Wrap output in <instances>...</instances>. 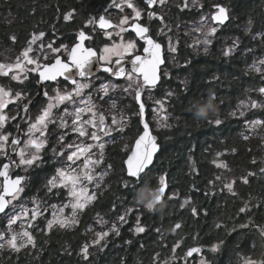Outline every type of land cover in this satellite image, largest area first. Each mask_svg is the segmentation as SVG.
Returning <instances> with one entry per match:
<instances>
[{
    "label": "trees",
    "instance_id": "obj_1",
    "mask_svg": "<svg viewBox=\"0 0 264 264\" xmlns=\"http://www.w3.org/2000/svg\"><path fill=\"white\" fill-rule=\"evenodd\" d=\"M54 2L0 0V50L24 43L29 32H71L78 27L80 17L77 21L64 22L61 12L74 8L85 16L99 5L89 0ZM229 3L236 25L244 23L243 29H247V20L251 19V32L264 28V0H229ZM234 31L237 32L229 30L226 33L239 35L243 44L237 52L227 57L220 52L218 41L205 55H196L182 45L178 54L180 65L172 68L171 75L156 88L155 92L160 98L169 91L174 93L168 96L172 119L168 128L157 132L153 129L158 136L160 149L150 167L151 171L143 178L146 183H142L135 191L126 190L123 187L126 179L123 165L118 162L114 164L117 173L112 175L110 186L102 194L99 205L101 211L108 214H114L126 204L133 206L134 199L144 193L145 187L151 190L156 188L161 175H166L168 183L166 196L173 191L178 194L177 198L164 199L153 210L142 205L140 221L146 231L135 236L131 231L134 222L129 223L119 236L110 239L107 248L94 259L96 264H153L155 253H160V259L163 260L170 256L172 246L178 241L183 250L193 244L194 237L204 243L225 241L223 261L219 264H237L240 254L257 253L259 240L255 234L231 230L234 225L250 221L249 218L254 223L264 224V172H260L258 167L255 170L259 175L250 176L247 183L237 180L233 188L235 195L225 189L223 183L227 182L232 166L237 174L242 173L240 169L250 167L260 148L259 139L252 134L248 133L247 139L241 138V119L230 113L239 98L249 93L251 88L263 84L260 75L249 68L253 57L262 53L263 49L259 48V40L251 34L238 29ZM13 35L17 37L16 42L9 39ZM213 93L215 113H209L206 117L196 116L195 112L208 104ZM216 118L223 123L216 125ZM140 129L138 119L134 117V137ZM217 157L225 160L223 163L227 168L215 165ZM216 177L221 179L217 180ZM117 180L119 182L116 184L114 181ZM210 181H215V184H210ZM187 197H191V203L180 208ZM246 202L249 206L247 214H237ZM192 207L197 208L198 215L192 214ZM177 222H181L182 227L173 232L172 228ZM217 223L222 225L221 228L215 227ZM157 228L161 230L159 234L155 230ZM78 237L80 233L77 231L70 234L72 246L77 247L74 242ZM50 240L49 247H45L37 264L77 263L74 257L65 258L61 255L65 244L61 238L52 236ZM253 243L255 248L251 249ZM4 258L8 264H31L32 259L14 255Z\"/></svg>",
    "mask_w": 264,
    "mask_h": 264
},
{
    "label": "snow or ice",
    "instance_id": "obj_2",
    "mask_svg": "<svg viewBox=\"0 0 264 264\" xmlns=\"http://www.w3.org/2000/svg\"><path fill=\"white\" fill-rule=\"evenodd\" d=\"M139 3L143 7H139L136 0H113V5L120 8L121 11L124 8L131 9L134 13L133 17L123 16L119 21L118 25H113L110 21L106 20L104 16L98 18L99 27L101 29L119 27L117 36L121 33L128 31L124 25L128 24L131 19V30L139 41L144 42L143 53L145 55H136L135 50L137 42L129 40L126 43L121 39L120 43L105 44L102 49V54L97 55V50L92 47L85 46V42L91 40L93 37L86 34L85 31L80 30L76 35L75 42L72 44L70 50L67 45H61L60 47H54V42L44 44L43 38L46 33L41 31L38 34L32 33L30 39L27 41L26 47L23 49L20 56H18L14 63L4 64L0 63V78L7 79L9 85L6 88L3 84H0V214H4L7 219L5 231L0 232V249L7 246L8 250L19 253L22 249L27 247H35V239L29 228L34 227L33 221H36L38 217H43L45 212L49 208L54 209L51 213L53 219L47 220V228L51 230L54 226H59L62 229L73 228L79 223L77 214L83 212L86 206L97 199L96 193L90 192L88 185L94 184L99 186V181L103 179V173L96 174L95 168L99 166L104 159L105 142L103 137H111L112 132L123 133V127H116L117 119L115 116L111 118V125L105 123L106 117L102 112L96 111L95 104L91 103V96L85 98V89L91 91L94 87L90 82L83 83L73 76L72 69L77 70V74L80 78L87 80L92 75L91 65L92 59L96 57L99 61H102V70L105 73L110 74L111 77L116 79H124L128 81V86L123 88L125 96H130L133 102L137 106L135 115L142 124V129L139 130L138 136L135 139L134 148L129 149L126 153V159L122 162V171L127 177L123 181V187L126 190L135 191L144 181V177L151 171L150 165L153 163V157L159 150V144L156 142V137L152 135L150 130L149 122L144 119L145 103L143 101V95L146 91L156 89L160 86L161 80L167 77L169 73L163 71L165 65V56L163 54V46L158 42L157 39L153 38L151 25L144 23L142 17L147 16L149 20L159 19L164 20L163 16H158L155 8L157 5H165L166 0H139ZM197 6V0H193L192 7ZM200 9L205 7L204 4H198ZM178 7L183 11L190 7L188 0H182L181 5ZM213 11L210 17H201V22L205 23L207 19H210L214 25L223 26L229 19L228 9L219 3L211 5ZM63 19L72 21L75 16V9H70L68 12L63 13ZM93 19H89L87 24H92ZM251 25V21H249ZM250 30V28H249ZM201 35L204 37L203 40H197L193 47L200 45L207 51L208 46L212 43V38L218 31L217 26L209 28L206 32L201 29ZM105 36L111 40L112 33L105 32ZM157 36L163 39L165 36L164 29L161 28L157 32ZM264 37V33H261ZM12 42H16L17 37L15 35L9 37ZM36 45V48H33ZM68 52L67 62L61 59V51ZM169 52H175L176 48L172 46L171 38L169 37L168 49ZM232 48H226L223 52L225 57L232 53ZM30 53L32 55H30ZM48 54L55 56L54 60L49 59ZM48 61V62H42ZM131 64V71L126 70L125 64ZM256 73L264 77V59L256 61L251 66ZM31 73L36 74L35 85L39 86L40 92L37 95H43L47 103L38 111V114L34 118L29 119L28 128L26 131V140L20 138H12L10 133H7L6 127L9 121H15L19 117V112L16 115L8 116L5 115V110L8 109L10 104H17L21 99L24 98V90L16 91L12 88L11 82H16L17 85H23L25 81L30 80ZM58 77H63L66 81L70 80L72 90L62 91L59 88L54 90L53 95H49L48 88L45 87V82H55ZM133 85L135 86L133 88ZM118 85H110L109 83H103L101 85L100 92L102 95L98 96L99 99L108 97L110 87L114 88ZM50 87V86H49ZM134 93V94H133ZM258 94L264 98V87L258 89ZM174 93L171 91L166 93V97L172 96ZM110 98V97H109ZM215 99V94H212ZM34 101H29L26 104L20 105V112L27 114L30 111L31 104ZM157 105L163 108L164 101H155ZM73 105V110L70 112L68 105ZM80 104L83 107H77ZM63 106V114L59 119V131L57 133V144L59 148H53V156L58 161H62V166L57 168L54 175L47 178L45 189L50 194H55L54 190H67L68 200L62 206L59 207L57 215L56 205L45 204L44 201H38L36 197L29 198V203L33 204L32 208H26L21 203L23 200V193L26 191L25 185L27 184L29 177L27 175H10V168H22L25 173L31 169L40 166L43 163V156L41 153L45 149L48 143V125L50 123L56 124L57 118L54 116L53 110L59 111ZM115 105H113L114 107ZM241 110L233 111L230 115L233 117H244L245 108L249 109H264V100H251L247 103L241 101ZM88 115V119H84L85 115ZM65 116L74 117L69 124L64 119ZM166 119V117H165ZM34 120V122H33ZM120 123H125L124 117L121 116ZM216 125H221L223 121L219 118L214 120ZM245 125L255 130L258 126H264V120L259 118L254 120H245ZM75 133L78 134L79 142L67 143L66 138L68 135ZM247 139V136L244 137ZM87 140H91L93 143H87ZM23 144L22 148L18 146ZM11 153H16L19 159L13 158ZM95 149H99V156L93 159ZM130 153V154H129ZM220 155V154H218ZM255 163V160H253ZM108 165V168H111ZM217 167H226L225 164H218ZM264 172V168L260 169ZM248 175H255L249 173ZM14 176V178H13ZM217 180L221 177H216ZM135 181V183H133ZM244 183H247V178L244 179ZM214 183L213 181L209 182ZM227 190L235 195L233 190V183L224 185ZM168 183L166 175H161L158 178V186L152 195L151 200L145 206L148 210H153L155 205L162 202L164 199L172 200L177 198L176 193L171 196H166V189ZM194 190L195 186H193ZM207 195V193H206ZM191 203V197H187L180 204V208H184L186 205ZM41 205H44L43 207ZM65 208L70 209L69 216H63ZM10 210V212L8 211ZM115 210V206L114 209ZM132 208H128L125 214L118 217L121 223L126 222V215L132 212ZM249 211L248 203L240 207L237 214L245 213ZM193 215H198V210L195 207L191 208ZM11 213V214H10ZM251 221V218H249ZM27 222V227H24L20 232L12 231L13 225L17 222ZM254 223V221H252ZM221 224L217 223L215 227L221 228ZM260 229L261 235H264V224L255 225ZM182 227L180 222H177L172 231ZM246 229L249 227V223H243L234 225L231 231H235L236 228ZM159 234L161 230L155 229ZM110 231L114 232L115 235L119 236V229L115 224L112 225ZM136 234H141L146 231L145 226L140 223V218L137 217L136 226L134 229ZM109 235L108 232L97 233L92 241L93 245L100 246L101 242ZM19 241H23L20 243ZM126 243H131L127 241ZM225 243L224 240H219L216 244L210 246L209 251L216 252L220 246ZM106 246V245H105ZM180 246L178 241L172 246V252L175 253L176 249ZM89 244L85 243L81 246L79 255L85 262L89 259ZM200 247L189 248L186 255L191 257L194 253H201ZM153 264H170L169 260L165 258L160 259V253H155L153 256ZM201 264H211L207 258H203ZM243 264H257L256 261L245 258Z\"/></svg>",
    "mask_w": 264,
    "mask_h": 264
},
{
    "label": "flooded vegetation",
    "instance_id": "obj_3",
    "mask_svg": "<svg viewBox=\"0 0 264 264\" xmlns=\"http://www.w3.org/2000/svg\"><path fill=\"white\" fill-rule=\"evenodd\" d=\"M51 1L52 2L55 1L54 3H59V0H45L46 3H52ZM77 1L79 2V1H84V0H77ZM89 1L93 4L97 3L99 5H97L91 12H89L85 16H82L81 11L79 12V11L75 10V16H74L73 20L77 21L78 20L77 18L80 17L79 18L80 19L79 25L75 30H72L71 32H45L46 36L43 38L44 44L54 42V47H60L61 45H67L69 47V50H70L72 44L75 42L76 35L78 34V32L80 30H83L86 32V34H89L93 37L91 40L85 42V46L92 47L93 49L97 50L98 56L100 54H102V49H103L105 44H111L115 41L120 42L121 39H123V41L125 43L129 40L136 41L137 47L135 50V54L136 55H145L143 53L144 42L139 41L138 38L135 36L134 32L131 30V23L133 22L131 19L129 20L128 24L124 25V27L127 28L128 31L121 33L120 36H117V33L119 32V27L101 29L97 25V21H98V18L100 16H104L105 19L110 21L114 26L119 24V19L116 17V15H112L108 11L104 10V6L108 3H111L112 0H89ZM136 2H137L139 7H141V8L143 7V5L139 3V0H136ZM214 3H219V4H222L223 6H225L229 11V16H230L229 21L225 25H223V26L214 25V26H217L220 28L218 30L219 32H221V31L229 32V30H231L232 32H237V31H234V29H238L240 32H245L243 30V27L245 25L244 23L238 24V26L235 25L236 24L235 23L236 18L234 16V12H233V9L229 3V0H204V2H202V4L205 5V7L203 8L204 10L200 9L199 7L198 8L202 11H205V12L209 11L211 13L213 11V9L211 8V5ZM71 9H74V8H71ZM69 10L70 9L66 10L65 12L60 11L61 16H62V20L64 22H66V21L63 19L62 14L68 12ZM155 11H156L158 16L164 17L163 21H160L159 19L149 20L146 15L143 16L142 19H143L144 23L151 25L153 38L157 39L158 42L161 43L163 46V54L165 56V65L162 67H163V71H164L166 66L170 67L171 65H173L172 68H175V67H177V64L180 65L181 60L179 59L178 54L181 50L182 42L179 41V43L177 44L176 51L172 54L174 56V60H173V63H171V58H170L171 52H169L167 50L169 40H168L167 34H166V32H178L180 30V26L178 24H176L177 10L174 7V5L172 4V0H170L167 3V7L157 5L155 8ZM195 13L196 12H193V15L189 14L188 16H185L182 13H180V15H182V19H188L191 16L194 17ZM133 15H134L133 11L131 9H128V15L127 16L131 18V17H133ZM120 16H122V15H120ZM89 19H93V23L92 24H85L84 21H89ZM52 26L54 28V25H52ZM247 27H248V25H247ZM161 28H163L164 32H165V36L163 39H160L157 36L158 30ZM54 30L60 31L57 28H55ZM261 30H264V28ZM115 31H117V32H115ZM39 32H41V31H39ZM39 32H29L27 40L24 43L14 45L13 49H15L17 51H22V49L25 48L24 46L26 45L27 41L30 39L31 34L32 33L38 34ZM105 32H111L112 33V39L111 40H109L105 36ZM33 48L35 49L36 45H33ZM239 48H240V46H239ZM239 48H238V50H239ZM30 55H32V54L30 53ZM47 55H49L50 60L55 59V56L53 54L47 53ZM60 56H61V59H64L67 62L68 52L62 50L60 53ZM177 58L179 59V61H177ZM42 62H48V61H42ZM98 62L102 65V61L98 60ZM125 68H126V70L131 71V64L127 63ZM73 76L78 80V82H83V83H89L90 82L92 85H94V87L91 88L90 93H89L88 89H85L84 96H85V98H87V96L90 95L91 96L90 102L95 104L96 111L104 113L106 115L105 116L106 118L109 117L107 119L109 121V123H107V125L111 124V118L114 115H118V114L125 115L124 116L125 123L122 124L123 126H125L124 132L121 134V133H117L114 131L112 133L111 137H104V139H103L105 142V149H104V159H103L102 164L112 166L118 162L122 163L123 160H125L127 158L126 153L129 152V149L133 148L134 141L138 136V134H137V136L134 137V135H133V121L129 120L130 116H131V118L133 117L132 113L134 110L137 109V106L133 102V100L131 99L130 96H125L124 92L122 91V89L125 87L121 88V86L124 85L127 81L124 79L118 80L114 77H111L110 74L105 73V72H99V73H96L94 75H91L87 80L80 78L78 75H73ZM164 78H167V77H164ZM164 78H162V80ZM35 80H36V74L31 73L30 80L25 81V83L23 85H17L16 82H11L12 88L15 89L16 91H20L21 89L24 90V98L20 100L19 105L15 104V103L10 104L8 109L5 110V115H8V116L16 115L19 112V117L14 122L9 121V123L6 127L7 133H10L12 138H14L15 133L19 130V123H20V121L22 119V115H23V112H20V105L26 104L35 98L34 103L31 104V108H30L29 115H28V122L25 123L21 128L22 131H21V135H20L21 138L20 139L26 140V131L28 128L29 119L34 118L38 114V111L40 109H42L47 103L46 98L42 94L37 95L40 92V88H39V86L35 85ZM162 80H161V82H162ZM106 82L109 84L118 85V86L116 88L114 87L112 90L109 91L108 97H105L104 99H99L98 96H100V94H98V92H96L97 87L99 86V84L102 85L103 83H106ZM0 84H3L7 88L9 85V81L7 79L0 78ZM45 87L48 88L49 95H53L54 90L56 88H59L62 91H71L73 86L71 85L70 80L66 81L63 77H58V80L55 82H45ZM153 90L155 91L156 89H153ZM147 92H149V91H146L145 93H147ZM145 93L143 95V101H144L145 105L147 106V115H148L149 105L146 104V102H145ZM113 105H115V106L113 107ZM76 106L77 107H83V105H80V104H77ZM68 109L71 112L73 110V105L69 104ZM53 112H54V116L57 118V122H56V124L50 123L48 125V131H49L48 143H47L45 149L43 150V152L41 153V155L43 156V163L40 166L31 169L27 173H25L22 168H15L14 171L10 174V175H13V174L14 175H27L29 177V180H28L27 184L25 185L26 191L23 193L24 198L22 201L27 200V198H29V197H34V196H36V197L37 196L38 197L39 196L49 197V198H51L50 201L52 200V197H60V198L63 197L64 199L66 198V195H64L65 190H63V191L54 190L55 194H50L45 189L47 178L51 177L53 175V173H55L57 166H59V167L62 166V161H58L57 158L53 156L52 149L53 148H57V149L59 148V145L57 144V139H58L57 133L61 130L58 127V125H59V119L58 118L63 114V106H61L59 111L54 109ZM85 116H88V115L86 114ZM85 116L83 117L84 119H85ZM73 118L74 117H72V116H65L64 117V119L67 120L69 124L71 123V120ZM33 122H34V120H33ZM138 122H139V120H138ZM139 124H140V122H139ZM140 128H141V125H140ZM74 141L79 142L78 134L72 133V134L67 136V138H66L67 143H72ZM86 142L87 143H93L91 140H87ZM23 146H24L23 144L19 145L18 151H19V148H22ZM9 152H10V147H9ZM98 156H99V149H95L93 159L98 158ZM13 158H15L17 160L19 159V157L16 155V153L13 155ZM0 159H4V158L0 157ZM13 178H14V176H13ZM0 180H2V178H0ZM92 192L96 193L97 199L95 201L89 203L83 212L78 213L79 214V223L75 226L74 230L69 231L68 229H62L61 228L60 232H58L59 230H56V231L51 232V234H47L46 240H44L39 233L35 232L36 236L39 237V241L37 239V243H36V247H37V250L39 253H35L31 256L32 257L31 264H37V260L40 259L41 255L43 254V252L45 250V247H46L45 244L50 243V241H51L50 239L52 236H55L57 238H61L65 242V244H64L65 250L61 253V255H64L65 258H69L72 256L77 260L78 264H96L97 263L94 259L97 256L99 257L101 255V253H103V251H104V250L103 251L101 250L100 246H96L93 248L94 251L92 253H90L89 259L87 262H85L79 255H77V253H79V251H80L81 246L90 241L87 235L83 236L82 228H84L86 224H89V223L93 224L95 222V219H93V215L98 213V212H101L99 203H100V199L102 197V194L105 191L101 192L98 189V190H94ZM2 216H4V214H0V218ZM248 223H249L248 228L243 229V228L237 227L235 229V231H233V232L250 233L251 229L258 228L255 225H260L259 223H255L253 225H250L249 221H248ZM41 225H42V223H40V226ZM76 231L80 233V237H78L75 240L74 243L77 244V247H74L70 243L69 236L71 233L76 232ZM134 235L136 236L138 234H134ZM132 237H134V236H132ZM192 241H194L193 244L187 245L183 250L181 249V243H180V246L176 249L177 257L173 262H170V264H201L200 261L203 258H207L211 262V264H219L221 262V260L223 259L222 251H223L224 244L220 246L218 251L211 252V251H209L210 246L213 244H216L218 241H214L212 243H204V242L198 241L196 237H194L192 239ZM109 242H110V240H109ZM197 245L204 247L203 253L201 255H194L191 258L187 259L185 262H183V255L185 253V250L189 247L197 246ZM171 253H172V250H171Z\"/></svg>",
    "mask_w": 264,
    "mask_h": 264
},
{
    "label": "rangeland",
    "instance_id": "obj_4",
    "mask_svg": "<svg viewBox=\"0 0 264 264\" xmlns=\"http://www.w3.org/2000/svg\"><path fill=\"white\" fill-rule=\"evenodd\" d=\"M169 1L170 0H166V4L160 5V6L167 7V3ZM119 2H120V0H117V3H119ZM188 2H189L190 7L188 9H184L182 11L178 7V5H181L182 0H172V4L174 5V7L177 10L176 24H178L180 26V30L178 32H166L168 40H169V37L171 38L172 46H174L176 48L179 41H181L182 45L188 47L191 50V52H193L194 54L205 55V54H208V52L212 49V46L214 45V43L218 41L220 44L219 50L222 54L226 48H232L233 51L230 55H233L238 50L239 46L241 44H243V39L235 33H231L232 35H227L226 32L217 31L216 34L214 35V37L212 38V43L208 46L207 51H205L204 47H202L200 45H196L195 47H193V45L195 44V42L197 40L202 41L204 38L201 35V31H197V29H201L202 31L206 32L209 28L213 27L214 24L211 22L210 19H207V21L205 23L201 22V17H210V14H211L209 11L205 12V11H202L198 8L199 7L198 4H201L202 2H204V0H197V6L194 8L192 7L193 0H188ZM104 10L108 11L112 15H116V17L119 19V21L122 19L123 16L128 15V8H124V10L121 11L120 8H117L113 5V0L111 3H108L104 6ZM193 12H196L195 16L194 17L191 16L192 18L189 17L188 19H182V15H180V13L184 14L185 16H188L189 14L193 15ZM120 15H122V16H120ZM249 21H251V25H249ZM84 23L87 24V21H84ZM247 25H248V27H246L247 29H243V30L246 32V34H251L254 38L258 39L259 40V43H258L259 48L263 49L262 53H259L258 55L253 57L254 58L253 62L249 66V68L251 70L255 71L251 67L253 65V63L256 61L264 59V37L261 36V33H264V30L258 29L255 32H251V28L253 27V21L251 19L247 20ZM236 26H238V25H236ZM249 28H250V30H249ZM219 29L220 28L218 27V30ZM115 32H117V31H115ZM113 43H120V42L115 41ZM24 47H26V45ZM22 51H23V49H22ZM22 51H17L15 49H13L12 46L2 47L0 50V63H4V64L14 63L16 58L21 55ZM5 52H9V53H5ZM173 53L174 52L170 53L171 54L170 55L171 63H173V60H174V56L172 55ZM177 61H179L178 58H177ZM172 66L173 65H171L170 67H167V66L165 67L164 71L169 73V75L167 77H169L171 75L170 72L174 70V69L171 70ZM178 66H179V64H177V68H178ZM260 79H261V81H263V84L257 85L256 87L251 88L249 90V93H247L244 97L239 98L236 102V105H235L236 107L233 108L231 113L233 111L238 112L239 110H241V108H240L241 101H245V103H247L249 101V99H251V100H264V98H262L258 94V89L260 87H264V77H262L260 75ZM110 85H112V84H110ZM99 86L97 87L96 92H98V94L102 95V93L100 92L101 85L99 84ZM127 86H128V81L124 85H122L121 88L127 87ZM134 87L135 86L133 85V88ZM112 89L113 88L110 87L109 91ZM155 91L151 90V91L145 93V102H146V104L149 105L147 120L149 123H151L150 125H152L151 127L155 130V132H157L161 129H166L169 127V124H171L172 114H171L170 109H169V102H168L169 98L168 97L166 98V96L160 98L157 96ZM250 92H253V93H250ZM157 100H163L164 101L163 108H161L160 105H157L155 103V101H157ZM136 110H134L132 113L133 117L132 118H131V116L129 117L130 121L131 120L133 121L134 117H137L135 115ZM243 110H245V116L239 117L241 119L240 124L242 126V130H241L239 135L243 139V137H245V136H247V138H248V133L252 134L253 137H256L257 139H259L260 148H259V151L256 152V156L253 159V160H255V163H253V161H252V164L250 165V167H247L246 170L240 169L243 174L242 173L237 174L233 170V168H234L233 166L230 168V174H228L229 177L227 178V182H224L223 184L226 185L228 183H233V188L235 186V182L237 183V180H239L240 182H243L244 179L247 178V181H248V179L250 177V175H248L249 173H254L255 175H259L256 173L255 169L258 170V167H259V170L261 168H264V126H258L255 130H251L245 125V120L251 121V120H254L257 118L264 120V109L245 108ZM114 116L117 119L116 127H123L125 129V126H123L120 123L121 116L124 117L125 115L118 114V115H114ZM165 117H166V119H165ZM88 118H89V116H85V119H88ZM108 118H106V120H105L106 124L109 123V121L107 120ZM124 120H125V118H124ZM101 136H102V139H104L102 134H101ZM223 162H225V160L223 158H220V157H217L214 161L216 166L218 164L223 163ZM258 163H259V166H257ZM223 164H225V163H223ZM57 168H60V167L57 166L56 169ZM224 168H227V166ZM94 171L96 174L103 173L104 175H103V179L99 181L98 187L95 186L94 184L88 185L89 191L92 192L94 190L99 189L101 192H104L110 186L111 176L113 174L117 173L116 167L114 165H112L111 168H108V165H103L101 163L99 166H97L95 168ZM53 175H54V173H53ZM255 175H251V176H255ZM120 181H121V179H120ZM114 182L117 184L119 182V180H117V182L116 181H114ZM213 182H214L213 184H215V181H213ZM157 186H156V188H157ZM144 189H145V191L143 194H149L150 195L152 191H155V189L151 190L148 187H145ZM225 189H227V188H225ZM173 193L174 192L171 191L169 193V196H171ZM64 195H66L65 199L63 197L62 198L52 197L51 201H50L51 198L45 197V196H39V197L34 196V197H36L38 201H44L45 204L56 205L57 209H55V211H57V215H60V213L58 212L59 207L62 206L64 203H66L68 200V191L67 190L64 191ZM29 198H27V200L21 201V203L26 208H32L33 207V204L28 202ZM134 201H135V205L132 206V205L126 204L124 207L121 206V208H119L117 212L114 211V214H108V213H105L104 211H101V212H98V213L93 215V219H95V222L93 224L92 223L86 224L85 227L82 228L83 236L87 235L89 240H90L89 242H87L90 246L89 247L90 253H92L94 251L93 248L96 247V245L92 244V241L95 238L97 233H100V232H108L109 233V235L100 244L102 251L105 250L110 239L117 237V235H115L114 232L110 231L113 224H115L117 226V228L119 229V233L121 234L122 229L124 227H127V225L129 223L134 222L132 225L131 231L133 234H136L134 229L136 226L137 217H139L141 220V215L139 212L141 211L142 205L138 204L136 202V198L134 199ZM41 206L43 207L44 205H41ZM128 208H132L133 211L126 215V222L121 223L119 221L118 217L120 215L125 214V212ZM143 208H146V207L143 205ZM8 211L10 212V210H8ZM53 211H54V209L49 208L48 211L45 212V215L43 217H38L36 221L32 222L34 227L28 229L35 239V245L37 243V239L39 241V237L36 236L35 232L39 233L42 236V238L44 240H46L47 234H51V232L56 231V230H59L58 232L61 231V228L59 226H54L51 230H48V228H47V220L53 219V216L51 214ZM62 215L63 216H69L70 215V209L65 208L64 213ZM77 219L79 220V214H77ZM249 222L252 224V221H249ZM40 223H42L41 226H40ZM140 223H141V221H140ZM246 223H248V222H246ZM6 224H7V219L4 215L0 218V232L5 231ZM253 224H255V223H253ZM259 224H263V223H259ZM24 227H27V222H24L23 224H21V222L18 221L16 225H13L12 231L20 232L23 230ZM74 228L75 227L67 228V229L69 231H72V230H74ZM250 234H255L257 239L259 240L258 246L256 247L257 253H243V254L239 255L236 262H237V264H243V261L245 258H250V259L256 261L257 264H264V235H261L259 228L251 229ZM19 242L22 243L23 241H19ZM45 245H46V247H49L50 243L45 244ZM254 248H255V245L253 243V244H251V249H254ZM64 250H65V247L63 246V251ZM35 253H39L36 246L35 247L29 246L26 249H22L19 253L12 252V251L8 250L7 246H5V248L0 249V263L1 264H8L6 261V258H4L7 256L11 257L12 255H14V256H23L24 258H30ZM176 257H177V254L175 251V253L172 252L171 255L167 257V259L169 260V262H173L176 259Z\"/></svg>",
    "mask_w": 264,
    "mask_h": 264
},
{
    "label": "water",
    "instance_id": "obj_5",
    "mask_svg": "<svg viewBox=\"0 0 264 264\" xmlns=\"http://www.w3.org/2000/svg\"><path fill=\"white\" fill-rule=\"evenodd\" d=\"M97 25L99 26V23H98V21H97ZM100 28V27H99ZM108 29V28H107ZM125 67H126V64H125ZM91 70H92V75H94V74H96V73H99V72H104L103 70H102V65L98 62V60H97V58L96 57H94L93 59H92V65H91ZM72 73H73V75H78L77 74V70L76 69H72ZM35 99V98H34ZM34 99L32 100V101H34ZM28 115H29V112L27 113V114H25V113H23V115H22V119H21V121H20V123H19V130L15 133V135H14V138H21V128H22V126L25 124V123H27L28 122ZM147 118H148V115H147V106L145 105V113H144V119L146 120V121H148L147 120ZM140 125H141V128H142V124L140 123ZM149 125H150V123H149ZM150 130H151V132H152V135L153 136H155L156 137V142L158 143V136L153 132V129H152V127H151V125H150ZM159 144V143H158ZM134 146H135V141H134ZM134 146H133V148H134ZM160 146V145H159ZM159 149H160V147H159ZM158 152H159V150H158ZM158 152L155 154V156L153 157V162H154V160H155V157L157 156V154H158ZM15 153H11V150H10V155H14ZM130 154V153H129ZM153 164V163H152ZM150 167H151V165H150ZM14 169H15V167H13V168H10V170H9V174H11L13 171H14ZM168 189V188H167ZM167 189H166V193H167ZM181 223V222H180ZM250 225H253V223L251 224L250 223ZM192 247H200L201 249H202V252L201 253H194L192 256H194V255H201L202 253H203V250H204V247H202V246H200V245H197V246H192ZM192 247H189V248H192ZM189 248H187L186 250H185V253H184V255H183V262H185L187 259H189V258H191V257H189V256H187L186 255V253H187V251H188V249Z\"/></svg>",
    "mask_w": 264,
    "mask_h": 264
},
{
    "label": "clouds",
    "instance_id": "obj_6",
    "mask_svg": "<svg viewBox=\"0 0 264 264\" xmlns=\"http://www.w3.org/2000/svg\"><path fill=\"white\" fill-rule=\"evenodd\" d=\"M211 97H212V95H210L207 105L201 107L200 109H198V111L195 112L196 116H198V117H206L209 113H213V114L215 113V110L213 109L214 99L211 98ZM153 194H154V191H152L150 195L149 194H142L140 196H137L136 197V202L138 204L147 206V204L151 200Z\"/></svg>",
    "mask_w": 264,
    "mask_h": 264
}]
</instances>
